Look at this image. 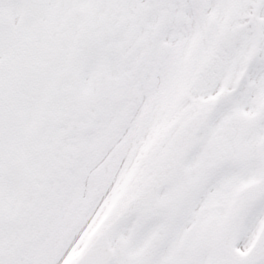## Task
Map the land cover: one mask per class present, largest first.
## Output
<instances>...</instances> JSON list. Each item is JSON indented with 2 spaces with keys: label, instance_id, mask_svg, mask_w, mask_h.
Here are the masks:
<instances>
[{
  "label": "snow or ice",
  "instance_id": "1",
  "mask_svg": "<svg viewBox=\"0 0 264 264\" xmlns=\"http://www.w3.org/2000/svg\"><path fill=\"white\" fill-rule=\"evenodd\" d=\"M0 264H264V0H0Z\"/></svg>",
  "mask_w": 264,
  "mask_h": 264
}]
</instances>
